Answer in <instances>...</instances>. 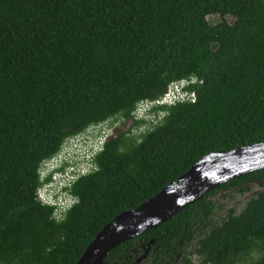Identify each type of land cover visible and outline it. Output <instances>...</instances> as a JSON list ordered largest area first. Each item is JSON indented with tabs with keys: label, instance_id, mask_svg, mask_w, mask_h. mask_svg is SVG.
<instances>
[{
	"label": "trees",
	"instance_id": "1",
	"mask_svg": "<svg viewBox=\"0 0 264 264\" xmlns=\"http://www.w3.org/2000/svg\"><path fill=\"white\" fill-rule=\"evenodd\" d=\"M193 79L195 102L105 143L57 220L38 196L45 163ZM261 143L264 0H0V264H77L109 223L206 156ZM254 187L263 190L243 211L223 213V201ZM152 240L156 264L177 258L181 242L185 264H264V170L125 242L107 264H131L126 257Z\"/></svg>",
	"mask_w": 264,
	"mask_h": 264
},
{
	"label": "water",
	"instance_id": "2",
	"mask_svg": "<svg viewBox=\"0 0 264 264\" xmlns=\"http://www.w3.org/2000/svg\"><path fill=\"white\" fill-rule=\"evenodd\" d=\"M263 170L264 143L206 156L156 197L109 223L77 264H107L111 252L125 242L165 224L214 189Z\"/></svg>",
	"mask_w": 264,
	"mask_h": 264
},
{
	"label": "clouds",
	"instance_id": "3",
	"mask_svg": "<svg viewBox=\"0 0 264 264\" xmlns=\"http://www.w3.org/2000/svg\"><path fill=\"white\" fill-rule=\"evenodd\" d=\"M196 83H197L196 80L193 79L190 81L186 80L174 84L171 88L176 87V89L172 92L169 91V93L163 99H160L158 101L148 100L141 102L134 113L135 119L138 120V114L141 111V108H143L145 109V113L147 117L146 119L148 120L144 121V119L140 118V120L138 121L153 123L154 117L156 120L161 115L165 114L163 111H161L162 108L172 107L180 102L190 101L192 100V98H196L195 93L190 91L192 86L195 85ZM60 154L54 159L46 162L44 167L42 168L41 170L42 186L38 191L39 200L44 205L56 209L55 218L57 220H61L63 215L75 204L76 199L71 193V188L76 182V180L80 176H82V174H80L79 172L80 167H82L84 163L85 164L88 163L87 159L85 158H81V159L70 158V159H66L65 161H61L60 163H57V165H54L52 167L48 166V163L58 159ZM92 162L93 160L91 161V163ZM68 199L73 202V205L70 206L68 209H66L63 202Z\"/></svg>",
	"mask_w": 264,
	"mask_h": 264
},
{
	"label": "rangeland",
	"instance_id": "4",
	"mask_svg": "<svg viewBox=\"0 0 264 264\" xmlns=\"http://www.w3.org/2000/svg\"><path fill=\"white\" fill-rule=\"evenodd\" d=\"M209 18V21L212 25H216L222 21L221 17L219 16H212ZM227 21L233 23L235 20L232 17H228ZM175 89L176 87H173L170 91L172 92ZM164 116L165 114L161 115L156 120L154 117V123H144L140 125L137 122L138 120H140V118L144 119V121L148 120L146 119L147 117L145 109L141 108V111L138 114V120L132 119L125 121L124 123H122V121L115 122L112 120L103 125L92 127L84 134L68 141L58 159L48 163V166L52 167L54 165H57V163L70 158H85L87 159L88 163H84L82 167H80L79 172L82 175L88 174L95 168V165L93 164V162L91 163V161L93 160L94 156L103 149L105 143L108 140L126 132H131L132 135L139 136L140 134L151 130L154 125H156L163 119ZM262 190L263 189L261 187H254L251 193L245 195L234 193L232 198L223 201L226 206L224 211L222 210L223 213L226 214L227 210L229 209H235L238 213H240L244 210L247 201L258 195ZM63 204L65 205L66 209H68L73 205V202L68 199L65 200ZM258 258L259 255L255 257V259Z\"/></svg>",
	"mask_w": 264,
	"mask_h": 264
},
{
	"label": "flooded vegetation",
	"instance_id": "5",
	"mask_svg": "<svg viewBox=\"0 0 264 264\" xmlns=\"http://www.w3.org/2000/svg\"><path fill=\"white\" fill-rule=\"evenodd\" d=\"M157 243L158 240H152L148 244L141 245L139 248L133 250V256L126 257V259L130 260L131 264H156L153 263L155 259L151 255L157 252V249L155 248ZM181 246V254L177 258L170 260L167 264H185V262H182L183 255L185 254L183 242H181Z\"/></svg>",
	"mask_w": 264,
	"mask_h": 264
},
{
	"label": "built area",
	"instance_id": "6",
	"mask_svg": "<svg viewBox=\"0 0 264 264\" xmlns=\"http://www.w3.org/2000/svg\"><path fill=\"white\" fill-rule=\"evenodd\" d=\"M195 100H196V98H192V100H191V101L195 102Z\"/></svg>",
	"mask_w": 264,
	"mask_h": 264
}]
</instances>
